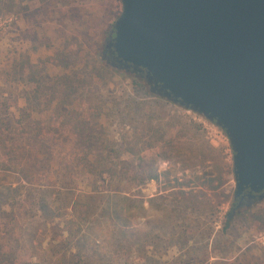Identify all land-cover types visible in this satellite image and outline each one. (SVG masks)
Here are the masks:
<instances>
[{"label": "rangeland", "instance_id": "1", "mask_svg": "<svg viewBox=\"0 0 264 264\" xmlns=\"http://www.w3.org/2000/svg\"><path fill=\"white\" fill-rule=\"evenodd\" d=\"M121 12L120 0H0V106L22 121L27 92H38L42 112L33 120L59 131L48 139L59 166L48 179L43 168L32 182L0 174L4 252L33 264H55L70 249L72 264H264V199L237 209L227 228L236 184L230 146L191 110L134 93L130 78L102 60ZM90 138V157L106 162L96 175L75 162ZM71 161L72 184L60 189L55 172ZM9 188L20 201L15 221ZM43 193L54 208L64 195L71 204L94 197L80 247L57 242L69 202L54 224L24 213Z\"/></svg>", "mask_w": 264, "mask_h": 264}, {"label": "water", "instance_id": "2", "mask_svg": "<svg viewBox=\"0 0 264 264\" xmlns=\"http://www.w3.org/2000/svg\"><path fill=\"white\" fill-rule=\"evenodd\" d=\"M120 1L103 51L110 65L146 72L151 95L225 131L235 201L263 200L264 0Z\"/></svg>", "mask_w": 264, "mask_h": 264}, {"label": "trees", "instance_id": "3", "mask_svg": "<svg viewBox=\"0 0 264 264\" xmlns=\"http://www.w3.org/2000/svg\"><path fill=\"white\" fill-rule=\"evenodd\" d=\"M111 33L112 30L110 31L107 40L110 39ZM107 54L108 60L110 59V57H113L109 52ZM108 60H106V65L108 68H111L112 73L119 75H127L130 78V88L134 93L149 92V86L146 83V72L132 73L117 70L110 65ZM109 61H111V59ZM9 83L12 84L11 81ZM37 83L38 82H34V84ZM38 99V92H27V100L29 102V105L23 110L24 120L22 121L20 119L17 120V116L15 114L10 113L11 109H9L10 106L7 105V103H3L4 101L1 103V105L3 106H0V174L17 173L19 174V176H23L22 179L24 181L32 182L40 178V174H37L36 171L39 170L41 172L42 168L45 169V174L43 175L42 179H48V177H50L49 175L53 173L55 168L59 167L57 161L58 153L56 152V147L48 144V139H51L52 137L56 136L59 131H57L56 129L53 130L47 128L46 126L50 124L43 123L42 119L38 122L33 120V111L42 112L41 100ZM21 111L22 110L18 109L17 112ZM60 113L61 112L59 111V114ZM49 127H51V125ZM76 131L77 128L75 127L71 130V132L73 133H76ZM94 142L95 141L93 140V138H90L87 146L84 149L85 156L82 154L84 158H79L78 160H75V162H77L76 167H81V169L84 170L86 174L91 175H96L98 173V169H101L102 167H104V165H106V162H103V160H98L97 157H90V154H92L95 150V145L92 144ZM42 144L43 146H40ZM58 148L60 150H63L64 147L59 146ZM72 163L73 162L71 161V163L68 164L67 167H62L60 170L55 172L56 181L63 183L64 188L60 189H65L66 183H69V185L72 184V180H69L72 177V174L70 172V167ZM41 164L42 166H40ZM139 167H141L142 170V166ZM72 189L73 188L71 187L68 190L72 191ZM8 191L9 192L6 193L4 200L6 199L9 202V206L10 201H12V210L7 214V216L9 218L11 217L12 220L15 221L17 218L14 212L16 206H19L20 201L14 195V188H9ZM43 194L44 195L39 194V197H37V200L34 202L32 209L30 210V208H27V211L24 213H28L29 215L32 213H38L40 216H42L45 221H49V223L51 222L52 224H54L61 211L64 210L67 212L69 208L66 204L67 202H69L71 205L72 212L71 214L67 212L69 218L63 221L65 225L58 222V226H64V228L62 229V234H60L57 242L62 244L63 242L68 241L69 244L74 243L76 247H80L81 244L77 241V239L80 238H78V236L81 231V224L86 221V219L91 215V213L96 210V203L94 201V197L89 196L85 198L82 201L83 203H81V201L79 200L75 204H71V201H69L68 196L65 197L64 195L60 199L61 201L59 202H62V205H64V207H67L64 208L61 205L54 208L52 207V204L47 201L46 196L48 193ZM258 201L261 200L256 199L255 202ZM232 214L233 213L231 211V213L228 215L227 228L230 225L229 221L231 220ZM118 239V242L120 244L121 242L126 240V237L119 236ZM128 246V244H125L124 249H126ZM71 250L72 249L66 250L63 254H59V256L55 259V264H72L73 261H76V256L72 255ZM0 264L33 263L31 260H21L17 258V255H14L10 251L4 252L3 243L0 241Z\"/></svg>", "mask_w": 264, "mask_h": 264}, {"label": "built area", "instance_id": "4", "mask_svg": "<svg viewBox=\"0 0 264 264\" xmlns=\"http://www.w3.org/2000/svg\"><path fill=\"white\" fill-rule=\"evenodd\" d=\"M196 114V113H195ZM199 115V114H197ZM201 116V115H199ZM206 122H208L210 125H212L215 129L213 130L214 133L217 135L216 137L217 138H222L224 142H226L228 144V146H230V148L232 149L231 147V143H230V139L229 137L227 136L226 132L223 131L220 127H218L215 123H212L210 121H208L206 118H204L203 116H201ZM233 151V150H232Z\"/></svg>", "mask_w": 264, "mask_h": 264}, {"label": "flooded vegetation", "instance_id": "5", "mask_svg": "<svg viewBox=\"0 0 264 264\" xmlns=\"http://www.w3.org/2000/svg\"><path fill=\"white\" fill-rule=\"evenodd\" d=\"M105 46L103 48V51L105 50ZM102 57L105 59V60H108V54L107 53H103ZM256 201V199H252L250 200L247 196L244 197L243 199L240 198L239 200L235 201L234 200V207L237 208V209H240L241 207H243L244 205H248V204H251V203H254Z\"/></svg>", "mask_w": 264, "mask_h": 264}]
</instances>
